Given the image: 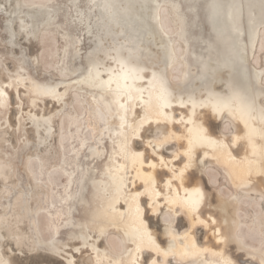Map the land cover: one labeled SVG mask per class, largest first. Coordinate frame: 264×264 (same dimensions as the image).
Masks as SVG:
<instances>
[{
    "label": "rangeland",
    "instance_id": "rangeland-1",
    "mask_svg": "<svg viewBox=\"0 0 264 264\" xmlns=\"http://www.w3.org/2000/svg\"><path fill=\"white\" fill-rule=\"evenodd\" d=\"M18 1L20 13L16 29L19 27L20 36L17 38L12 37L9 27L13 18L6 12L9 0L0 1V131H7L3 134L7 139L3 136L5 141H0V159L6 160L13 178L1 183L0 213L9 228L10 218L12 222L15 219L13 223L27 222V231L36 240L41 236L46 242L58 238L60 249L53 250L57 264H70L72 259L78 262L81 258L92 259L89 264H128L138 238L127 236L126 242L122 233L128 224L134 223L132 213L125 206L130 201V186L125 184V191H109L108 194L98 191L96 186L114 170L131 183L134 169L126 155L143 150L147 151V157L155 154L158 141H171L176 144L173 152L181 151L177 137H170V123H176L173 132L180 135L183 132L181 123L189 122L192 114L194 122L196 118L200 120L213 87L219 92L221 86L223 89L226 85L237 88L242 79L246 83L245 93L257 103L254 109L264 110V79L261 82L255 75V67L264 65V13L258 23L253 53L248 21L258 7L252 0H240L242 5L237 8L236 17L241 26V38L247 45L241 56L229 47V35L222 25V5L210 8L205 0L199 3L197 20L191 0H153L145 21L137 13L126 11L124 0H105L113 4L116 20L110 14L101 13L89 0L77 3L73 0ZM31 8L45 11L35 23L30 21ZM157 8L160 13L158 28L168 32H162L164 44L169 51L172 46L174 49L172 63L163 47L152 45V38L145 40L142 36V30L152 24L151 13ZM132 41L136 42V47ZM95 43H101L111 56L103 57L100 53L88 56ZM112 46L123 52H112ZM133 51L139 57L138 67L144 71V80H148L141 94L131 91L129 98H125L114 90L113 82L106 86L108 89H100L83 80L92 61L99 64L103 73L109 69L124 71L128 66L124 67L120 59L132 58ZM186 72L188 75L184 77ZM157 80L163 82L171 95L162 113L158 112ZM216 80L221 84L215 87ZM48 115L54 117L51 130L45 120ZM217 119L216 115L209 118L211 123ZM232 123L228 121L223 125L222 134L235 139L236 123L240 122L234 120ZM154 126L162 129L157 136H149L145 131ZM38 127L46 134V146L39 143ZM256 136L263 139V135ZM151 140L154 142L149 143ZM234 142L237 146L243 139ZM180 156L184 157V153ZM212 160L215 162L208 169L210 182L217 183L221 166L216 164L215 158ZM37 186H42L39 191ZM206 187L204 183L209 197L211 191ZM236 187L231 180L223 185L228 192ZM111 194L122 199L118 206L108 204ZM244 198L242 233L248 242L258 245L259 234L248 227L247 222H251L254 211H260V205L249 197ZM144 202L145 206L146 198ZM177 211L189 219L188 213L179 206ZM173 214L167 210L163 218L173 220L177 213ZM57 227L59 233L56 235ZM102 232L106 233V245L100 242ZM37 245L42 252H50L47 243L38 241ZM4 246L0 241V264H8ZM150 251L144 250L145 259L149 258L146 253ZM207 256L205 253L184 259L174 253L169 257L159 253L156 264H167L168 259L169 263L176 262L171 264H191L195 259L211 264Z\"/></svg>",
    "mask_w": 264,
    "mask_h": 264
},
{
    "label": "bare ground",
    "instance_id": "bare-ground-1",
    "mask_svg": "<svg viewBox=\"0 0 264 264\" xmlns=\"http://www.w3.org/2000/svg\"><path fill=\"white\" fill-rule=\"evenodd\" d=\"M0 1L2 2L3 0ZM89 1L93 6L97 7L101 13L103 12L105 15L110 14L114 17V20H116L113 13L115 12L113 4L106 3L105 0ZM191 1V7L196 11L194 16L197 20L199 16V3L201 0ZM73 2L77 3L79 0H73ZM124 2L126 4V11L137 13L143 21L147 20V11L153 0H124ZM205 2L210 8L216 7L219 4L222 5L221 19L222 25L229 35V47L236 50L237 53L242 56L246 52L247 45L241 38V26L236 17L237 8L242 5L241 1L205 0ZM252 2L258 7L248 21L249 36L253 52L257 39L258 23L264 13V0H252ZM6 4V7H8L6 11L7 14L13 16L9 24L12 30L11 34H13L12 37L17 38L20 36V33L17 31L19 27L16 29L17 18L20 13L19 1L9 0ZM29 11L31 14L30 21L32 23H35L38 17L45 12L44 9L35 8H31ZM151 15L152 18L150 19L152 20V24L149 28L142 30V36L145 40L152 38V45L163 47L167 53L169 62L172 63L174 54L173 46L170 49L171 51H169V47L167 48L165 46L166 41L164 42V33L166 32L158 28L160 18L159 9L157 8L152 11ZM160 27L163 29L161 25ZM138 30L139 29H137V33ZM59 33L61 34L63 32L59 31ZM166 34H168V32ZM135 36H138V34H134V37ZM135 40H137V38ZM63 42L65 44V41ZM95 44L93 50L88 53V56L98 53L103 57L111 56L108 49H105L101 43ZM133 46L136 47V42H133ZM111 49L113 50L112 52L115 51L117 54L123 52L119 51L114 46H112ZM137 56L138 55L133 51L132 58L120 59V62L125 65L124 67H128L124 71L122 70L119 72H117V70L113 72L109 69L107 73H103L98 67L99 64L97 63V65L95 61H92L90 69L86 76L83 77V80L100 87V89L113 82L114 90L124 95L125 98H129L128 94H131V91L135 92V95H139L143 91V88L146 87L145 84L147 83H145V81L148 80H144L146 77L144 71L142 68L138 67L139 61L137 58L139 57ZM153 57L156 58L155 55ZM209 63L211 62L208 61V64ZM106 67L104 66V68ZM255 68V75L262 82L264 79V65ZM198 70L200 69L198 68ZM186 74L187 72L184 74V77ZM234 76H237L236 71ZM84 81L82 83H84ZM150 81L152 80H149V82ZM157 81V89L160 96V98H158L159 100H157L159 106L158 112L162 113L169 103L168 99L171 95L165 88L163 82L160 80ZM218 84L220 85L221 82L216 80L214 83L215 87ZM244 85H246V83L241 79L237 88L226 85L225 89H223V86L220 87V89H222L221 92L214 90V87L211 91L209 90V98L202 108V118L200 120L196 118L194 122L192 114L189 122L181 123V130H183V132L180 135H176L173 132L176 123H170V137H177L179 140L177 145L181 148V151L173 152V149L176 148V144L171 141H158L155 143V154L147 157V151L143 150L141 152L138 151L134 152V154L126 155L130 159L134 169V179L131 183H128V178L121 175L118 170H114V172L109 171L107 173L108 177L96 186L98 191H104L107 192V194L109 191L118 192L122 189L125 191V184L130 186V201L127 202L125 206L128 212L132 213L134 223L128 224L122 233L126 242H128L127 236H137L138 238L136 237L137 242L130 255V262L128 264H156L159 253H163L166 257L174 253L184 259L197 257L200 254L206 253L208 255V262L211 264H264V177H261L263 175L260 176V174H264V110H260L258 106L257 110L254 109L257 103L245 93ZM251 99L254 100V104L251 102ZM229 111H231L230 114ZM214 115L218 116V119L214 123H211L209 118ZM51 116H53V114ZM52 118L54 120V117ZM52 118H50L49 115L45 118L50 124L49 130H51L53 126ZM234 120L240 122L236 123L238 124V130L234 137L235 139L223 136V125L228 121L232 123ZM42 129L39 128V131L35 130L38 132L37 136L40 132L39 143L41 146H46L48 141ZM161 129V126H154L147 129L145 132L149 134V136L152 134L157 136V133H159ZM4 132L5 131H0V141H5L4 138L7 139L6 136H4ZM48 132L50 133V131ZM257 134L259 136L263 135V139H259V137L256 136ZM239 139H243V142L234 146V144H236L234 140L236 141ZM152 142L154 141L151 140L149 143ZM181 153H184V157L182 158L180 156ZM32 154L34 153H31V155ZM213 158L217 160L216 164L221 166L219 181L217 183L210 182L208 171L209 167L215 162L212 160ZM5 161V159L3 161V158L0 159V187L3 181L13 180L10 174V166ZM223 179L226 180L223 182ZM228 179L238 186L235 189L232 188L230 192L223 188L224 183L229 181ZM30 181L35 185L36 181L34 182L33 179ZM204 183L207 186L206 188L211 191L209 197L204 188ZM41 187L37 186L36 188L39 191ZM111 195L108 204L110 206H118L122 199L119 195ZM244 197H249V200L257 201L260 205V211H254L251 222H247V226L251 229H255L259 234L260 242L258 245L248 242L245 235L242 233V228L245 223L241 215V210L245 203ZM144 198H146L147 201L145 206L143 205L145 204ZM162 205L165 207H162ZM177 206L188 213L189 219L185 217L186 215H181L180 212L177 211ZM16 209H18V207ZM167 210H169L170 213L172 212V214L173 212L177 213L173 220H165L163 218V213ZM0 215V241H3L5 244L4 247H6V252L8 254V264H46V262L50 260L52 263L48 264H57L56 254L53 250L59 248V246H57L60 242L58 238L53 237L51 241L46 242L41 236L39 240H36L30 235L31 233H28L29 230L27 231V228L29 229V224L27 222L20 221L18 223H13L15 219L12 222V220H10L11 218L9 219V217L6 216L9 219L8 223L10 222L9 225L12 224L11 228H9L4 220L5 217H2V213H0ZM198 224L204 227L201 228ZM105 230L104 232L107 231ZM120 231H122V229ZM58 233L59 227H57L55 231L56 235ZM207 233L209 236L206 235ZM105 234L106 233H104V235ZM104 235V240H102V235L99 237H102L100 242L106 245V235ZM38 241L47 243L50 252H42V249L37 245ZM146 249H151V253H146L147 255L149 254V258L147 259H145L146 256L144 255V250ZM91 260L92 259L81 258L78 262H75L74 259L69 262L70 264H89ZM169 261L168 259L167 264L174 262V260H172L171 263H169ZM191 264L203 263L195 259Z\"/></svg>",
    "mask_w": 264,
    "mask_h": 264
}]
</instances>
